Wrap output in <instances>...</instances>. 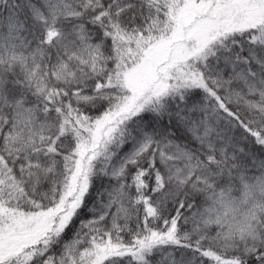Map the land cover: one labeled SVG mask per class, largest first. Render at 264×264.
I'll return each instance as SVG.
<instances>
[{
    "label": "snow or ice",
    "instance_id": "1",
    "mask_svg": "<svg viewBox=\"0 0 264 264\" xmlns=\"http://www.w3.org/2000/svg\"><path fill=\"white\" fill-rule=\"evenodd\" d=\"M260 175L264 0H0V264H264Z\"/></svg>",
    "mask_w": 264,
    "mask_h": 264
},
{
    "label": "clouds",
    "instance_id": "2",
    "mask_svg": "<svg viewBox=\"0 0 264 264\" xmlns=\"http://www.w3.org/2000/svg\"><path fill=\"white\" fill-rule=\"evenodd\" d=\"M264 175L249 179L245 185L234 186L232 191L225 190L222 196L212 198L206 194V216L213 226H218L222 234L239 235L241 230L254 226L258 213L264 212V191L257 187Z\"/></svg>",
    "mask_w": 264,
    "mask_h": 264
}]
</instances>
